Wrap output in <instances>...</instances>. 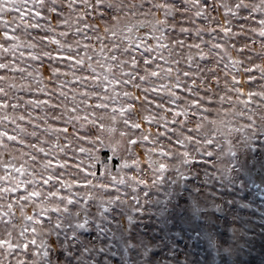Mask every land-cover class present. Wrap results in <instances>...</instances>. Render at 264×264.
I'll return each mask as SVG.
<instances>
[{"label":"snow or ice","instance_id":"6c2138e0","mask_svg":"<svg viewBox=\"0 0 264 264\" xmlns=\"http://www.w3.org/2000/svg\"><path fill=\"white\" fill-rule=\"evenodd\" d=\"M262 145L264 0H0V264H106L114 231L181 264L139 221L183 219L182 187L192 230L240 252L264 225L217 187Z\"/></svg>","mask_w":264,"mask_h":264},{"label":"rangeland","instance_id":"374dc122","mask_svg":"<svg viewBox=\"0 0 264 264\" xmlns=\"http://www.w3.org/2000/svg\"><path fill=\"white\" fill-rule=\"evenodd\" d=\"M45 74L47 75V69H45ZM240 160L251 171L241 169L243 179L236 180L233 178V182L227 183L226 186L224 182H220L217 191L235 193L238 203L241 197H246L243 210L247 215L244 218L251 219L254 225H264V182H262L264 181V167H262L264 165V145L258 146L250 153L242 150ZM245 184L247 185L246 187ZM237 189L239 190L238 192L236 191ZM182 195H185L183 187L171 203L174 205L179 204V207L174 210V215L183 217V219L178 222L174 218H167L168 213L173 212L171 207H169L168 213H157L155 206L149 205L148 212L143 214L142 219L139 221L141 225L140 231L144 232L147 228L149 235L157 236L161 234L160 230L164 229L165 239L175 236L177 239L182 240L178 249L179 252L186 253L187 255L180 256L181 264H183L185 259L190 260L191 264H237V255H239L245 264H264V235L260 234L264 232V227H257L254 231L249 232L246 239L252 243L243 244L240 252L233 253L232 255L223 252L218 254L216 249L207 244L206 238L201 232L192 230V225L199 223L198 220L194 218L191 224L185 222L187 219L185 209H188L187 215H192V208L190 198L188 204H180V197ZM159 196L162 197L163 193H160ZM153 198L156 199L158 197ZM120 211L117 210L116 220L112 222L111 226L113 229L122 227L118 222ZM218 215H224V213H218ZM178 223L179 226L186 229V236L181 235L178 227L175 230L169 231V229H173L174 225ZM220 230L223 231V220L220 221ZM113 237L118 241L119 233L114 231L109 235V248L112 251L109 253L111 260L106 261V264H145L147 256L141 255L142 249L130 251L123 243L114 242ZM155 250L158 251L159 249ZM222 256L225 257V260H221ZM156 264H160V257L156 258ZM164 264H168V261H164Z\"/></svg>","mask_w":264,"mask_h":264},{"label":"clouds","instance_id":"9594fccd","mask_svg":"<svg viewBox=\"0 0 264 264\" xmlns=\"http://www.w3.org/2000/svg\"><path fill=\"white\" fill-rule=\"evenodd\" d=\"M221 252H223V251L221 250ZM209 260H211V258H209Z\"/></svg>","mask_w":264,"mask_h":264}]
</instances>
